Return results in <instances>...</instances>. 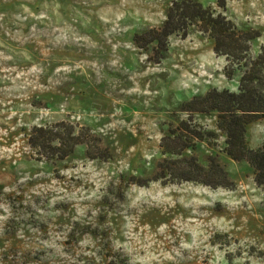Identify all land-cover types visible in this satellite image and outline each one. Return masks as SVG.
I'll return each instance as SVG.
<instances>
[{
  "label": "rangeland",
  "instance_id": "374dc122",
  "mask_svg": "<svg viewBox=\"0 0 264 264\" xmlns=\"http://www.w3.org/2000/svg\"><path fill=\"white\" fill-rule=\"evenodd\" d=\"M173 1L0 0V264H264V185L226 152L217 113L186 111L214 89L238 92L242 73L226 76L196 26L161 62L135 41ZM197 1L264 32V0ZM62 122L89 145L60 160L30 144L35 127ZM183 122L207 141L164 154ZM246 139L264 150V118ZM192 156L216 159L234 186L153 181Z\"/></svg>",
  "mask_w": 264,
  "mask_h": 264
},
{
  "label": "trees",
  "instance_id": "16d2710c",
  "mask_svg": "<svg viewBox=\"0 0 264 264\" xmlns=\"http://www.w3.org/2000/svg\"><path fill=\"white\" fill-rule=\"evenodd\" d=\"M220 7L225 10V3ZM194 26L214 41L215 53L226 58V76L233 78L237 72H241L242 76L238 92L214 89L204 97L194 98L186 111L191 114L217 113L218 128L227 138L226 152L236 161H248L255 168L256 182L264 185V150L252 149L246 139L247 125L264 118V45L256 57L250 55L252 42L264 37V32L241 30L224 12L197 0H176L163 26L137 34L135 41L140 48L154 44V60L161 62L169 51L170 38L174 35L187 38ZM206 135L207 132L183 122L179 132L174 131L162 139L164 154L181 156L186 150L195 149L197 142H206ZM83 136V132L77 134L73 127L62 122L53 127H35L30 144L48 158L64 160L80 144L89 145ZM163 172L153 181L193 182L211 188L234 186L228 172L214 158L206 167L192 156L177 161L176 167L163 165Z\"/></svg>",
  "mask_w": 264,
  "mask_h": 264
}]
</instances>
